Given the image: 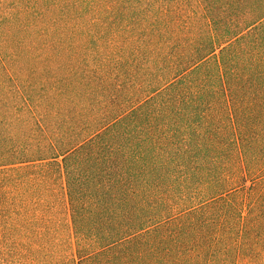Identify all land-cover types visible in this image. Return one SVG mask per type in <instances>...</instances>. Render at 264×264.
<instances>
[{"label": "trees", "instance_id": "obj_1", "mask_svg": "<svg viewBox=\"0 0 264 264\" xmlns=\"http://www.w3.org/2000/svg\"><path fill=\"white\" fill-rule=\"evenodd\" d=\"M2 261L264 264V0H0Z\"/></svg>", "mask_w": 264, "mask_h": 264}, {"label": "rangeland", "instance_id": "obj_2", "mask_svg": "<svg viewBox=\"0 0 264 264\" xmlns=\"http://www.w3.org/2000/svg\"><path fill=\"white\" fill-rule=\"evenodd\" d=\"M61 210V209H60ZM62 219L65 221V222H70V218L69 216L67 215V213L64 215H62ZM1 264H3V261L1 262Z\"/></svg>", "mask_w": 264, "mask_h": 264}]
</instances>
